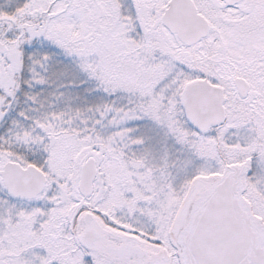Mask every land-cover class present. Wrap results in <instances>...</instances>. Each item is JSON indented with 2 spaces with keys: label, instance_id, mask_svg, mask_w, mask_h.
I'll return each mask as SVG.
<instances>
[{
  "label": "snow or ice",
  "instance_id": "1",
  "mask_svg": "<svg viewBox=\"0 0 264 264\" xmlns=\"http://www.w3.org/2000/svg\"><path fill=\"white\" fill-rule=\"evenodd\" d=\"M0 264H264V0H0Z\"/></svg>",
  "mask_w": 264,
  "mask_h": 264
}]
</instances>
